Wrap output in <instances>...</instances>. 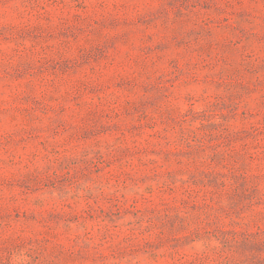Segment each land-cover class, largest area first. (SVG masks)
I'll list each match as a JSON object with an SVG mask.
<instances>
[{
	"label": "rangeland",
	"instance_id": "374dc122",
	"mask_svg": "<svg viewBox=\"0 0 264 264\" xmlns=\"http://www.w3.org/2000/svg\"><path fill=\"white\" fill-rule=\"evenodd\" d=\"M0 264H264V0H0Z\"/></svg>",
	"mask_w": 264,
	"mask_h": 264
}]
</instances>
